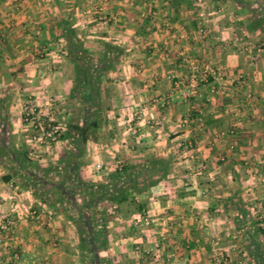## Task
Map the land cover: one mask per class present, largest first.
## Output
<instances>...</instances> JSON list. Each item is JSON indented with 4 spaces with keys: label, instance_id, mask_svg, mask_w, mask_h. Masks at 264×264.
<instances>
[{
    "label": "crops",
    "instance_id": "0c3cea01",
    "mask_svg": "<svg viewBox=\"0 0 264 264\" xmlns=\"http://www.w3.org/2000/svg\"><path fill=\"white\" fill-rule=\"evenodd\" d=\"M100 8L116 20L101 23ZM252 21L235 0H0V146L33 151L44 169L75 153L71 139L33 143L23 106L33 100L63 134L83 126L69 51L80 48L99 66L115 56L108 46L119 56L102 73L100 127L78 158L80 176L99 185L123 166L138 173L165 164V177L159 165L150 174L160 182L109 209L100 259L264 264V25L253 30ZM187 57L210 63L222 78L188 101L177 86L188 76ZM10 167L0 158V264H90L74 214L5 181ZM60 169L48 177L63 180Z\"/></svg>",
    "mask_w": 264,
    "mask_h": 264
},
{
    "label": "trees",
    "instance_id": "16d2710c",
    "mask_svg": "<svg viewBox=\"0 0 264 264\" xmlns=\"http://www.w3.org/2000/svg\"><path fill=\"white\" fill-rule=\"evenodd\" d=\"M241 6L249 8L253 14L252 29L258 30L264 25V9L258 0H235ZM77 47H71L69 56L74 61L75 86L72 97L77 98L84 106L86 122L83 126L69 125V129L62 135V139H71L76 151L67 155L64 165L63 180L49 178L52 172L60 174V166L44 169L30 156L27 149H17L3 142L0 146V158H8L14 167H10V174L5 176V181L15 179L16 183L31 189L35 195L49 207L58 212L69 215L77 227L79 235L80 250L82 254H90V264H110L109 261L98 257L101 250L107 248V219L110 215L109 209L129 201L130 194L143 192L156 185L161 179H153L150 174L156 170L157 165L161 167L162 177H165V164L152 163L150 167L138 169L123 166L117 169L111 176L110 182L93 185L86 183L80 176V163L83 147L90 140L95 130L100 127L98 115V86L102 82V73L107 71L117 60L119 53L107 46V52H115L110 62L109 57L99 66L91 65L85 59V52H80ZM53 125H56L54 123ZM72 159V161H71ZM147 176V178H144ZM143 179H142V178ZM131 191V192H130ZM139 213H143L144 205H136Z\"/></svg>",
    "mask_w": 264,
    "mask_h": 264
},
{
    "label": "built area",
    "instance_id": "2783aa9c",
    "mask_svg": "<svg viewBox=\"0 0 264 264\" xmlns=\"http://www.w3.org/2000/svg\"><path fill=\"white\" fill-rule=\"evenodd\" d=\"M98 15L99 21L103 24H109L116 20V16L107 14L104 8L98 10ZM1 38L0 35V41ZM36 52L38 53L39 49H37ZM185 61L187 64L188 76L185 80L178 81L177 86L180 88L181 96L187 101L195 96L203 83L218 82L222 79L218 70L208 62L201 61L194 57H187ZM166 104V102H163L162 107H165ZM23 122L34 130L31 141L36 145H58L62 142V126L60 124L53 125L54 121L48 119L33 100L27 101L23 106ZM30 156H34L33 151H30ZM30 214L36 216L38 213L36 210H33L30 211ZM142 220L145 221L146 218H139L137 223ZM260 220H263V217H260ZM260 226L264 230V222H262ZM0 240L2 239L0 238ZM16 258H18V255H16ZM222 264L229 263L227 260H223Z\"/></svg>",
    "mask_w": 264,
    "mask_h": 264
},
{
    "label": "rangeland",
    "instance_id": "374dc122",
    "mask_svg": "<svg viewBox=\"0 0 264 264\" xmlns=\"http://www.w3.org/2000/svg\"><path fill=\"white\" fill-rule=\"evenodd\" d=\"M264 5V4H263ZM240 80V79H239Z\"/></svg>",
    "mask_w": 264,
    "mask_h": 264
}]
</instances>
